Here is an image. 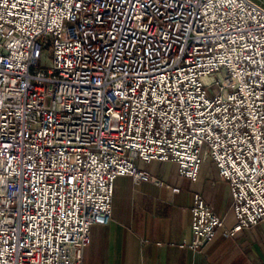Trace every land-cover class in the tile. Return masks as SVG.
<instances>
[{"label":"built area","instance_id":"built-area-1","mask_svg":"<svg viewBox=\"0 0 264 264\" xmlns=\"http://www.w3.org/2000/svg\"><path fill=\"white\" fill-rule=\"evenodd\" d=\"M264 2V0H261ZM209 159L235 223L264 226V6L255 0H0V264H82L118 177ZM202 248L223 219L193 195Z\"/></svg>","mask_w":264,"mask_h":264},{"label":"crops","instance_id":"crops-1","mask_svg":"<svg viewBox=\"0 0 264 264\" xmlns=\"http://www.w3.org/2000/svg\"><path fill=\"white\" fill-rule=\"evenodd\" d=\"M135 165L162 184L116 178L111 217L105 225L92 226L82 264H264L263 224L226 234L235 223L231 194L213 162L202 161L197 181L179 176L172 162L135 160ZM207 172L215 177L212 190L203 184ZM197 192L225 224L202 248L181 247L193 238L191 206Z\"/></svg>","mask_w":264,"mask_h":264},{"label":"rangeland","instance_id":"rangeland-1","mask_svg":"<svg viewBox=\"0 0 264 264\" xmlns=\"http://www.w3.org/2000/svg\"><path fill=\"white\" fill-rule=\"evenodd\" d=\"M255 1L258 2V3H261L264 6V2H262L261 0H255ZM174 175H175V173H174V170H173L172 173H171V177L170 178L174 179L173 178ZM214 178L215 177H211L210 176L209 172L203 174V184H204L206 190H212L213 187H210V181H211V179H214Z\"/></svg>","mask_w":264,"mask_h":264}]
</instances>
